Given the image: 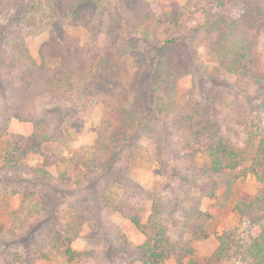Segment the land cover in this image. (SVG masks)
I'll use <instances>...</instances> for the list:
<instances>
[{"label": "trees", "instance_id": "obj_1", "mask_svg": "<svg viewBox=\"0 0 264 264\" xmlns=\"http://www.w3.org/2000/svg\"><path fill=\"white\" fill-rule=\"evenodd\" d=\"M242 1L244 11L234 18L226 15V2L219 0L218 14H207L203 27L211 37L218 63L233 76L237 88L254 91L264 106V54L259 38L264 10L256 0ZM41 2L50 3L55 14H49L50 25H57L59 30L71 23L84 25L94 36L93 45L86 50L74 47L52 52L59 58L55 66L47 64L43 55L38 62L29 50L27 35L13 25L25 20L34 23ZM13 7L18 11L7 16ZM0 13V174L4 175L5 185L0 191L1 256L10 238L24 230L35 214L53 205L45 255L53 253L67 264H81L85 258L94 257L93 250L80 252L72 245L93 213L92 199L99 211L120 214L143 235L142 242L134 243L117 231L116 242L108 240L110 252L118 249L127 255L125 264H167L169 259L176 264H264V124L258 116H246L239 99L224 102L227 121L244 126L247 133L243 145H239L223 134L208 104L192 94L185 103H179L177 84L184 63L175 49L182 38L172 35L164 41L155 39L153 27L155 23L171 31L179 25L178 16L172 14L151 23L146 0H0ZM44 23L40 19L38 29ZM137 48L152 64L142 84L147 101L139 104L113 93L106 96V90L113 91L120 80L122 58ZM77 96L79 100L72 110L79 116L78 123L89 117L93 99L103 104V115L92 146H81L65 156L57 149L71 140L75 118L59 107L46 112L42 107L49 99L73 102ZM204 96L211 103L217 98L214 91ZM54 112H62L59 122L51 116ZM14 119L30 123L32 132H11ZM158 124L174 129L183 140L192 169L208 182L209 197L219 202L228 200L238 193L240 181L249 175L255 177L258 192L250 200L238 197L234 209L242 220L252 217L260 225L257 236L240 240L236 232L225 231L212 254L204 262L199 261L193 242L209 235L214 219L210 211L202 209V198L189 193L174 195L166 206L134 177L139 142L147 137L160 144ZM155 157L164 165L161 148ZM32 160L38 161L31 164ZM61 166L64 169L57 173L52 170ZM26 179L28 185L46 192L39 194L26 188L14 208L12 197L18 191L8 189V185ZM76 190L85 198L67 204L66 216L60 221L59 206L66 204V198ZM135 196L152 201L146 220ZM177 209L182 210L183 221L181 235L174 239L164 219ZM20 263L17 253L0 260V264Z\"/></svg>", "mask_w": 264, "mask_h": 264}, {"label": "rangeland", "instance_id": "obj_2", "mask_svg": "<svg viewBox=\"0 0 264 264\" xmlns=\"http://www.w3.org/2000/svg\"><path fill=\"white\" fill-rule=\"evenodd\" d=\"M26 1L30 2L32 0ZM224 1L226 3L223 11L226 15L228 14L235 18L243 13L244 5L242 0ZM146 2L151 11V23L165 19L172 14L179 18V25L174 26L171 31L153 23L154 36H157L155 39L164 41L172 35L181 36L182 38L180 40L181 45L175 49L177 57L184 63L183 75L177 84L179 103H185L192 94L197 99L208 104L211 117L221 125L223 134L235 143L243 145L247 138L244 126L227 121L223 107L224 102L227 104V102L239 99L245 107L247 113L245 115L250 117L258 116L262 119L263 124L264 106L260 105V101L256 98L254 91L242 92L237 88L233 76L218 63L215 54L212 52L211 37L203 26L207 14L208 16H216L218 14L219 0H146ZM256 2L264 10V0H256ZM49 6L51 7L50 3H40L34 23L33 21L25 20L23 22H14L13 26L19 28L17 30L24 35H27L29 50L38 62L41 61L43 55L47 64L55 66L59 63V58L54 57L52 52L66 51L74 47L86 50L93 45L94 36L84 25L80 26L78 23L63 26L60 30L57 25H50L49 22L52 19L49 18V14L51 13L53 16L55 14ZM11 10L13 12L6 11L7 16L15 15L14 13L18 11H16L15 7ZM91 10L89 11V16L92 14ZM2 18L3 14L0 13V20ZM40 19L46 21L42 26L43 29H38ZM259 27L260 47L264 54V22L260 23ZM121 63L122 73L120 80L113 91L107 93L106 90V96L113 93L117 98H128L136 103L144 104L147 98L142 84L144 77L152 69L150 59L141 48H137L127 58H122ZM208 91H214L217 94V98L212 103L204 96ZM50 100H47L48 103L42 107L44 112L48 109L59 107L62 111H69L75 118V125L71 127V140L66 147L57 149V151L62 152L65 156H70L81 146H92L96 137V128L103 115V104L101 102L95 103L93 99L90 103L89 117L85 122L78 123V120H80L79 116L72 110L79 100L78 96L72 100L73 102ZM55 112L51 113V116L59 122L62 112ZM12 122L10 131L13 133L29 134L32 130L30 123L20 122L15 119ZM158 126L161 133L159 145L154 139L147 137L139 142L138 155L133 169L134 177L145 188L153 192L156 197L161 199L166 206L174 195L177 197L180 194L189 193L202 198V209L210 211L214 215V219L209 228V235L193 242L199 261L204 262L212 254L219 245V236L225 231L236 232L235 235L240 240L249 236H257L260 233V225L252 217L242 220L234 209L235 201L238 197L243 196L246 200H250L258 192V182L255 177L249 175L243 181H240L237 187L238 193L231 195L228 200L222 199L219 202L217 198L209 197L207 195L209 191L208 182L195 174L187 157L183 140L178 133L172 128H166L159 124ZM160 148L165 162L164 165L157 162L155 157L156 150ZM36 163V160L31 162V164ZM60 169L63 170L64 167L61 166L58 170H52L57 173ZM0 176V191H4V175L0 174ZM24 181L26 183L17 184L13 182V184L8 185V189L18 191L12 197V206L14 208L19 205L24 196L22 192L26 188L34 189L39 194L46 192V190H41L38 186H33L31 183L28 185L27 179ZM39 194L36 195L37 200H39ZM84 198L85 195L80 191L72 192L66 198L67 203L59 206L60 221H63L66 216L67 204L83 200ZM134 201L143 207V218L146 220L151 211L152 201L139 196H135ZM89 202L93 208V213L90 215L88 223L84 225L81 236L72 245L77 251L93 250L95 253L93 254L94 257L85 258L81 264H125L128 261L127 255L118 249L110 252L108 240L116 242L115 234L117 231L124 232L134 243L142 242L144 240L143 235L137 230L135 225L120 214L109 215L105 210L99 211L95 206L94 200L91 199ZM53 209L54 206L50 205L49 208L41 210L39 215L35 214L24 230L19 231L10 238L4 255H0V260L17 253L21 258L20 264H67L64 258L58 257L53 253L49 256L45 255L49 248L47 232L54 218L52 215ZM164 221L169 227L173 238L178 239L181 235L180 228L183 221L182 210L177 209L173 214L167 213ZM112 246L110 245V247ZM167 264H176V262L174 259H169Z\"/></svg>", "mask_w": 264, "mask_h": 264}, {"label": "crops", "instance_id": "obj_3", "mask_svg": "<svg viewBox=\"0 0 264 264\" xmlns=\"http://www.w3.org/2000/svg\"><path fill=\"white\" fill-rule=\"evenodd\" d=\"M12 123H13V122H12ZM25 123H27V122H25ZM31 132H32V130H31ZM31 132H30V133H31ZM30 133H29V134H30ZM24 135H28V134H24ZM32 161H33V160H32ZM32 161H31V162H32ZM36 161H38V160H36Z\"/></svg>", "mask_w": 264, "mask_h": 264}]
</instances>
